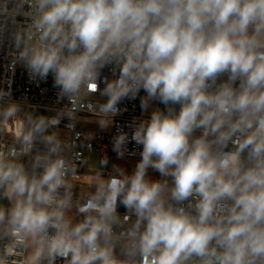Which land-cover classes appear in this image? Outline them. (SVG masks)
Masks as SVG:
<instances>
[{"label": "clouds", "instance_id": "9594fccd", "mask_svg": "<svg viewBox=\"0 0 264 264\" xmlns=\"http://www.w3.org/2000/svg\"><path fill=\"white\" fill-rule=\"evenodd\" d=\"M5 42L67 102L0 86V264H264V0H0ZM137 99L134 167L101 155L78 193L80 113Z\"/></svg>", "mask_w": 264, "mask_h": 264}, {"label": "built area", "instance_id": "2783aa9c", "mask_svg": "<svg viewBox=\"0 0 264 264\" xmlns=\"http://www.w3.org/2000/svg\"><path fill=\"white\" fill-rule=\"evenodd\" d=\"M9 46L5 42L3 45H0V86L4 88L9 87V81L11 82V91L13 93V98L23 99L27 98V102L31 105L36 106L37 111L49 112L48 109H58L66 103V100L58 101V89L53 86V77L51 74L45 81H30L27 71L23 66H17L14 71L7 67L11 62V57L8 55ZM105 75H110L108 70H105ZM143 92H141V95ZM161 108L163 105H159ZM122 112L119 116L115 118V124L109 131L105 130H85L76 125L75 129L72 132V138L80 145L78 151L84 156L86 153H94L99 157L101 155H107L109 161L112 157L117 158L115 152L112 151V136L116 133V126L123 128L125 131H129L128 125L132 123L134 118L141 116V109L139 106V99L135 101L126 100L120 105ZM54 112H49V115H53ZM81 116L85 118H93L89 113H80ZM67 123L66 120L62 121L60 127H64ZM95 133L94 139L81 143L83 137L77 139V134L80 133ZM129 152H136V155L126 154L123 159H129L137 161L139 159L138 151L139 149L134 146L133 143L128 145ZM110 170V169H109ZM89 173L94 174L93 171L85 170L82 167L80 168L79 173L74 178L73 183L76 185L77 191L80 188L85 187L86 180L89 178ZM121 214L124 213V209H119Z\"/></svg>", "mask_w": 264, "mask_h": 264}, {"label": "rangeland", "instance_id": "374dc122", "mask_svg": "<svg viewBox=\"0 0 264 264\" xmlns=\"http://www.w3.org/2000/svg\"><path fill=\"white\" fill-rule=\"evenodd\" d=\"M77 126L82 128V129H86V130H101L99 128V125L97 123H95L94 120H92V119H84V121H82L81 123H78ZM60 128L62 131H66L64 129V127H60ZM84 157L88 161V163L85 164L82 168L85 170L93 171L92 165L96 161V159L99 158V156L97 154H94V153H86L84 155ZM113 163L120 165V166H123L127 170L131 171V169L134 167L136 162L133 160H129V159H123V158L119 159V158L112 157L110 160L109 169H111V164H113ZM150 175L153 177H158V173H155V172L150 171ZM88 177L89 178L85 181L87 185L83 188H80L79 191H77L78 193L80 191L88 190L91 187V185L93 184L94 174L89 173Z\"/></svg>", "mask_w": 264, "mask_h": 264}, {"label": "trees", "instance_id": "16d2710c", "mask_svg": "<svg viewBox=\"0 0 264 264\" xmlns=\"http://www.w3.org/2000/svg\"><path fill=\"white\" fill-rule=\"evenodd\" d=\"M40 114H45V115H49V112H44V111H37Z\"/></svg>", "mask_w": 264, "mask_h": 264}, {"label": "crops", "instance_id": "0c3cea01", "mask_svg": "<svg viewBox=\"0 0 264 264\" xmlns=\"http://www.w3.org/2000/svg\"><path fill=\"white\" fill-rule=\"evenodd\" d=\"M84 119H92V120H94V118H84ZM112 128V127H111ZM111 128L110 129H107V130H105V131H109V130H111ZM86 130V129H85Z\"/></svg>", "mask_w": 264, "mask_h": 264}]
</instances>
